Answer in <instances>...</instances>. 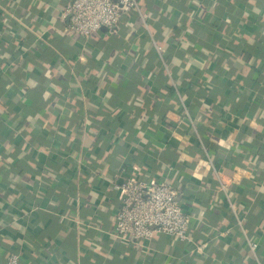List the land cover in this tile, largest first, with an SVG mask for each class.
I'll list each match as a JSON object with an SVG mask.
<instances>
[{
    "label": "crops",
    "instance_id": "0c3cea01",
    "mask_svg": "<svg viewBox=\"0 0 264 264\" xmlns=\"http://www.w3.org/2000/svg\"><path fill=\"white\" fill-rule=\"evenodd\" d=\"M69 1L0 0V263L264 264V0H140L88 38ZM125 175L179 188L196 243L119 237Z\"/></svg>",
    "mask_w": 264,
    "mask_h": 264
},
{
    "label": "built area",
    "instance_id": "2783aa9c",
    "mask_svg": "<svg viewBox=\"0 0 264 264\" xmlns=\"http://www.w3.org/2000/svg\"><path fill=\"white\" fill-rule=\"evenodd\" d=\"M133 11L146 19L140 0H70L61 17L71 34L88 38L103 27L115 32L123 15ZM157 48L161 54V46L157 45ZM116 187L122 200L115 225L119 237L145 241L162 233L187 244L196 243L191 230L192 217L182 204V191L171 182L125 175ZM229 187V180L221 179V189L228 198ZM233 211L238 218L234 206ZM250 246L253 251L257 248L254 242ZM0 264L26 263L20 254L12 253L6 262Z\"/></svg>",
    "mask_w": 264,
    "mask_h": 264
},
{
    "label": "water",
    "instance_id": "95a60500",
    "mask_svg": "<svg viewBox=\"0 0 264 264\" xmlns=\"http://www.w3.org/2000/svg\"><path fill=\"white\" fill-rule=\"evenodd\" d=\"M103 28H105V27H103Z\"/></svg>",
    "mask_w": 264,
    "mask_h": 264
}]
</instances>
